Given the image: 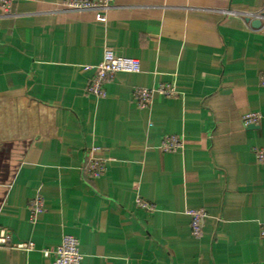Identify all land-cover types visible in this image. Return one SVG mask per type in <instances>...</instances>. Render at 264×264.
<instances>
[{
  "label": "crops",
  "instance_id": "obj_1",
  "mask_svg": "<svg viewBox=\"0 0 264 264\" xmlns=\"http://www.w3.org/2000/svg\"><path fill=\"white\" fill-rule=\"evenodd\" d=\"M63 2L0 7V228L35 245L1 247L0 264H53L65 235L82 264H264V0H115L104 22ZM106 48L141 71L98 98ZM161 83L176 96L141 108L134 90ZM167 136L183 146L163 152ZM92 147L108 161L90 180ZM189 210L206 212L200 238Z\"/></svg>",
  "mask_w": 264,
  "mask_h": 264
},
{
  "label": "built area",
  "instance_id": "obj_2",
  "mask_svg": "<svg viewBox=\"0 0 264 264\" xmlns=\"http://www.w3.org/2000/svg\"><path fill=\"white\" fill-rule=\"evenodd\" d=\"M19 0H0V7L6 14H11L13 7ZM64 5L73 11H95L97 20L106 21L107 13L113 8L115 0H63ZM264 18V16H256ZM141 63L136 58L117 56L113 49L106 48L101 63L96 67L94 76L89 82L87 92L95 97L106 96L105 85L111 82L118 73H139ZM158 93L164 97H175L177 91L170 83H161L154 89L137 88L133 92L134 99L141 108L150 106L153 95ZM258 113H249L244 116L243 122L246 127L257 125L260 121ZM183 146V141L177 136H167L164 138L161 150L165 153H173ZM255 159L258 164L264 166V148L254 150ZM87 166L85 168L86 177L90 180L97 179L105 175L107 171V158H105L100 147L89 149ZM139 207L154 211L155 206L148 201L138 199ZM44 210V203L41 197L34 199L30 206L31 219H36L38 214ZM191 218V234L195 238H200L203 233V223L206 218L204 210H189L187 213ZM264 237V227L261 231ZM7 247L23 251H32L35 248L33 242L15 243L12 234L8 229L0 228V248ZM46 257H53V264H82L83 255L80 252L79 241L70 235H65L61 244L43 251Z\"/></svg>",
  "mask_w": 264,
  "mask_h": 264
},
{
  "label": "water",
  "instance_id": "obj_3",
  "mask_svg": "<svg viewBox=\"0 0 264 264\" xmlns=\"http://www.w3.org/2000/svg\"><path fill=\"white\" fill-rule=\"evenodd\" d=\"M254 25H256V26H260V25H261V23H260V21H259V20H257V21H255V22H254Z\"/></svg>",
  "mask_w": 264,
  "mask_h": 264
}]
</instances>
